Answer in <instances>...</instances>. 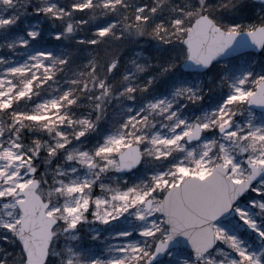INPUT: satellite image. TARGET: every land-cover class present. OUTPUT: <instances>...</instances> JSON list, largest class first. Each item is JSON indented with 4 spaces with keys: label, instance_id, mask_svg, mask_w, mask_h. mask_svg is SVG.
<instances>
[{
    "label": "snow or ice",
    "instance_id": "snow-or-ice-1",
    "mask_svg": "<svg viewBox=\"0 0 264 264\" xmlns=\"http://www.w3.org/2000/svg\"><path fill=\"white\" fill-rule=\"evenodd\" d=\"M0 0V264H264V3Z\"/></svg>",
    "mask_w": 264,
    "mask_h": 264
},
{
    "label": "rangeland",
    "instance_id": "rangeland-1",
    "mask_svg": "<svg viewBox=\"0 0 264 264\" xmlns=\"http://www.w3.org/2000/svg\"><path fill=\"white\" fill-rule=\"evenodd\" d=\"M248 4L250 5L249 14L254 15L255 13H257L259 11L260 4L255 3L253 0H248Z\"/></svg>",
    "mask_w": 264,
    "mask_h": 264
},
{
    "label": "water",
    "instance_id": "water-1",
    "mask_svg": "<svg viewBox=\"0 0 264 264\" xmlns=\"http://www.w3.org/2000/svg\"><path fill=\"white\" fill-rule=\"evenodd\" d=\"M254 1L264 3V0H254Z\"/></svg>",
    "mask_w": 264,
    "mask_h": 264
},
{
    "label": "trees",
    "instance_id": "trees-1",
    "mask_svg": "<svg viewBox=\"0 0 264 264\" xmlns=\"http://www.w3.org/2000/svg\"><path fill=\"white\" fill-rule=\"evenodd\" d=\"M253 4V3H252ZM6 242H4V241H0V244H5Z\"/></svg>",
    "mask_w": 264,
    "mask_h": 264
}]
</instances>
